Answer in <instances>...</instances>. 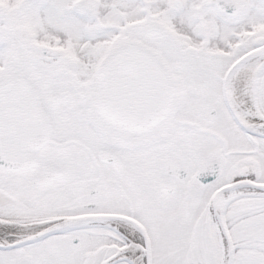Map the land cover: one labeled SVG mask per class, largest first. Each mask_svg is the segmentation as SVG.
Segmentation results:
<instances>
[{
    "label": "snow or ice",
    "instance_id": "1",
    "mask_svg": "<svg viewBox=\"0 0 264 264\" xmlns=\"http://www.w3.org/2000/svg\"><path fill=\"white\" fill-rule=\"evenodd\" d=\"M0 264H264V0H0Z\"/></svg>",
    "mask_w": 264,
    "mask_h": 264
}]
</instances>
